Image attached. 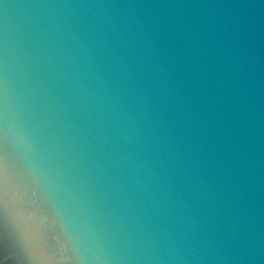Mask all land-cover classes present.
I'll return each mask as SVG.
<instances>
[{"label": "water", "instance_id": "95a60500", "mask_svg": "<svg viewBox=\"0 0 264 264\" xmlns=\"http://www.w3.org/2000/svg\"><path fill=\"white\" fill-rule=\"evenodd\" d=\"M0 264H264V0H0Z\"/></svg>", "mask_w": 264, "mask_h": 264}]
</instances>
